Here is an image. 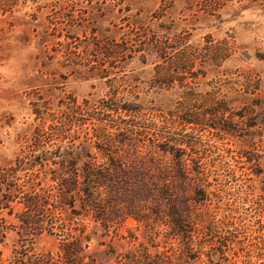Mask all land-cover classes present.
I'll return each instance as SVG.
<instances>
[{"label": "rangeland", "instance_id": "rangeland-1", "mask_svg": "<svg viewBox=\"0 0 264 264\" xmlns=\"http://www.w3.org/2000/svg\"><path fill=\"white\" fill-rule=\"evenodd\" d=\"M218 2L212 10L210 0H17L12 12L0 11V174L16 158H46L33 167L31 177L39 183L35 200L43 205L35 225L44 231H24L34 224L22 218L37 215L26 207L29 195L0 197V264H32L35 254L64 264V244L75 239L79 242L71 246L76 251L69 264H264V105L252 103L264 99V0ZM153 34L197 46L203 57L189 72L177 73L174 64L145 51L108 49L112 41L125 39L134 50L141 41L149 44ZM204 45L211 48L203 50ZM214 54L219 57L212 62ZM180 84L212 91L214 101L225 98L233 111L250 106L256 116L247 136L239 135V121L247 120L236 116V131L223 130L221 104L197 96L192 114L209 112L208 120L170 129L193 144L181 161L183 172L191 185L206 190L204 198L193 192L165 199L131 191L115 201L129 215L108 227L65 204L64 136L79 134L81 140L84 128L92 130L89 120L69 124L67 117L109 112L165 128L171 118L179 119ZM254 86L258 90L245 92ZM114 100H134L141 109L116 113L101 108ZM246 151L255 156L250 162ZM171 162L164 160L169 166L162 169L180 180ZM20 176V183L27 178ZM173 212L186 221L177 225ZM211 253L218 262L209 258Z\"/></svg>", "mask_w": 264, "mask_h": 264}, {"label": "trees", "instance_id": "trees-1", "mask_svg": "<svg viewBox=\"0 0 264 264\" xmlns=\"http://www.w3.org/2000/svg\"><path fill=\"white\" fill-rule=\"evenodd\" d=\"M106 1V0H104ZM172 1V0H171ZM174 1V0H173ZM212 5V10L219 7L218 1H229V0H210ZM231 1V0H230ZM17 4V0H0V11L2 13L12 12L11 7ZM171 3L169 4V6ZM7 7V8H6ZM217 10V9H215ZM171 38L165 37V39L159 40L156 34H153L152 39L149 44L146 42H140L139 48H130L128 41L121 39L120 42L112 41L109 43L110 46H120L125 54L126 50L134 51H145V55H154L162 62L168 61L170 64H174V70L177 73H185L194 66L195 59L198 57H203L202 52L197 46L185 45L186 42H181V40H172ZM146 44L148 48H145ZM211 48L210 46L204 45L203 50ZM201 49V50H202ZM112 51H115L112 49ZM145 55H143V61L146 60ZM227 54L221 58H227ZM219 56H212L211 61L214 62ZM156 69L158 70L161 65L159 62L156 64ZM183 75H179L182 77ZM167 78V77H166ZM174 78L170 76L169 80ZM159 82V81H158ZM164 84V81H160L159 84ZM184 85V86H182ZM168 88L174 86L173 82L168 83ZM184 90H182L180 97H178L176 102L177 113L175 116L179 118L175 120L171 118L168 123V127L158 126L157 124L147 123L146 125L142 121H133L129 119H124L121 117H113L108 111L118 112L140 110L141 107L135 104L134 100H114L110 103H102L101 108L107 110L108 113H102L101 117L91 116L90 118H83L76 115L67 117L68 123L71 124L75 121L85 122L89 120L91 126V133L84 128L81 140H78L80 135L73 134L70 138L64 136L67 141L64 142V200L72 210L78 211V214L83 213L84 215L92 216L95 221L101 220L103 226L108 227L110 224L114 223L119 217V223L123 222L125 218L129 215L125 209V206L116 208L115 201L126 199L128 193L131 191H145L147 193H157V197L171 199L177 198L179 192L188 193L193 192L196 198L203 199L207 194L203 187H196L190 184L188 180H185L184 163L181 161L187 159L190 155L188 152L192 151L193 144H190V140H180L176 138V134L173 131L170 133V129H175L180 127L181 130H185L186 125L191 126L193 123H200L201 121H207V113L205 116L200 117L197 114L193 115L191 106L192 100L196 101V97L199 96L204 102H214L219 106L220 111L219 123L223 130L236 131L238 126L234 120V116L245 119L247 122L240 120L239 123L243 124L239 127V135L247 136L250 132V128L256 125L255 112L250 106H243L240 110L233 111L231 106L228 105L225 98L222 100H217L216 97H210L213 92L205 91L198 92L194 88L187 86V84H180ZM258 90V86L252 88L245 87V92L253 93ZM139 99V98H138ZM252 103L255 106L264 105V99L255 98L252 99ZM74 109H79V106H75ZM81 109V108H80ZM94 112L95 109H93ZM233 111V112H232ZM76 114L75 111H73ZM180 112L184 114L181 115ZM217 120V118L215 119ZM215 123V122H214ZM218 123V124H219ZM83 125V124H81ZM214 127V126H213ZM248 127V128H247ZM169 129V130H166ZM238 132V130H237ZM167 133V134H165ZM255 134H260V132H253ZM251 134V133H249ZM76 141H78L76 143ZM89 147L94 148V152L89 149ZM189 149V150H188ZM243 153L247 162H250L255 156L251 155V151H246ZM55 154L56 153H52ZM259 157L261 154H255ZM57 156V155H56ZM34 157V156H33ZM253 157V158H252ZM84 158V160H83ZM45 160L43 156L37 155L32 160L29 158H16L13 163L7 169H4L0 174V197L3 200H10L16 197L17 194L26 193L23 196H28L29 205L28 208H32L37 212L36 219L33 217L22 218V221L26 224L32 223L34 227L24 228L25 232L32 233L33 235H39L44 231V228L37 224L36 221H41L38 217L39 213L42 211L40 203H38L36 196L37 189H39V183L33 182L32 180V170L37 163H41L40 160ZM166 159L173 160L170 164L175 167V173L177 177H181L180 180L171 179V172L162 169L164 166L163 162ZM195 166L196 163H193ZM194 166V167H195ZM152 167L157 168V172L151 170ZM21 173L27 176L26 180L21 183L18 182L21 178ZM170 178V179H169ZM147 179V182H144ZM262 190L264 191V177L261 179ZM12 191L15 193H12ZM30 193L33 194L30 195ZM154 197L155 195H149ZM35 200V201H34ZM76 206V207H75ZM159 205L154 206L157 214L159 211L157 209ZM176 206H170L171 209ZM173 220L178 225V223L186 221L184 216L173 212ZM32 231H29V230ZM48 233L51 230H46ZM79 242V241H78ZM75 240L67 242L64 244V264H69L73 259L74 251H76L74 246L78 243ZM217 259H221V248L217 250ZM212 257V253L209 258ZM46 258V257H45ZM217 259L211 258L212 261ZM50 259H44L43 255H34V260L32 264H51ZM22 263V260L18 262ZM14 264H17L15 262ZM81 264H92L90 262H82Z\"/></svg>", "mask_w": 264, "mask_h": 264}]
</instances>
